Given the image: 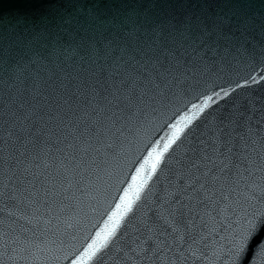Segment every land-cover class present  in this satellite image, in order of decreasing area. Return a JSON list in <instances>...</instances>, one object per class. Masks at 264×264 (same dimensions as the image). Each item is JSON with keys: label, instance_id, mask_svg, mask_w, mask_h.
Returning <instances> with one entry per match:
<instances>
[{"label": "snow or ice", "instance_id": "obj_1", "mask_svg": "<svg viewBox=\"0 0 264 264\" xmlns=\"http://www.w3.org/2000/svg\"><path fill=\"white\" fill-rule=\"evenodd\" d=\"M17 29L0 33V264H31L37 252L70 264H264V92L208 94L234 66L264 65V0H52ZM70 48L115 56L123 75L116 84L93 73L86 94L61 83L48 115L41 81H54L50 66ZM194 93L203 103L186 101ZM90 113L109 128L135 124L134 151L122 150L139 166L86 247L65 231L68 246L50 248L37 234L53 217L73 227L56 215L57 177L69 174L62 155L92 147Z\"/></svg>", "mask_w": 264, "mask_h": 264}, {"label": "water", "instance_id": "obj_2", "mask_svg": "<svg viewBox=\"0 0 264 264\" xmlns=\"http://www.w3.org/2000/svg\"><path fill=\"white\" fill-rule=\"evenodd\" d=\"M252 2L258 6L260 0H252ZM51 4L52 0H0V33L8 35L14 30L18 31L17 21L21 16L28 17L30 22L38 21L41 15L50 10ZM115 60V56L105 60L102 51L96 52L85 48H70L61 55L59 60L50 66V71L56 73L54 81H41L40 91L42 95L47 97L48 106L53 110L48 115L59 111L57 96L62 94L58 91L61 83L67 84L69 94L77 89L86 94L93 73L96 74L101 83L105 80H111L113 83L119 84L123 73L115 70ZM127 70L131 71V69ZM59 77L64 78V80H60ZM71 77H75V79H71ZM250 77H254L257 83H252ZM262 77H264V65H236L229 75L209 86L208 94H211L212 87H215L217 91L220 87L226 90L235 89L233 95L252 90L264 92V79H261ZM141 79L147 80V77L141 76ZM245 81H248L247 85H245ZM237 82L241 85L240 88H236ZM149 91H151L150 88ZM186 101L200 104L203 103V97L194 93L189 95ZM38 102L44 103V100L38 99ZM191 103H188V109H191ZM216 103H222V101L217 100ZM211 106L215 107V104H211ZM181 107L183 108V105ZM80 108L87 109L83 98H81ZM149 111L145 110V115ZM63 115L66 120L69 118L76 119L79 117L80 111L74 109L70 113H63ZM107 118V115L90 113V119L96 120L99 130L93 133L95 139L90 150L84 154L75 150L66 156H61L69 174H61L57 177L58 183L65 188V191L58 198L59 210L56 215L62 219L69 218V223L73 227H67L53 217L47 233L44 236L37 234V243L49 240L48 247H58L59 239H64L66 241L65 247H67V237L64 235L57 237L59 232L66 231L74 234L75 239L71 243L82 250V246L86 247L87 243L91 242L85 237H94L97 231L104 228L105 221L108 219L109 208H114L122 194V191H118V189L127 188L128 184L131 183L135 168L139 165L127 164L132 159V153L126 152L127 148L125 151L122 150V146H129L134 151L132 142L135 138V124L121 118L115 121L113 127L109 128L106 126ZM168 131V129H164V131L159 132L156 138L164 137ZM69 140L71 141V138ZM105 143L111 144V147H105ZM162 143L163 140H161ZM137 147L142 148L143 145L138 143ZM180 151V148H177L173 155H179ZM136 155H146V152H139ZM117 174L122 183L117 181ZM161 176L163 177V173ZM149 183L153 182L149 181ZM78 222L86 224L87 230L83 231L77 227ZM224 223L227 227L228 222L225 221ZM226 231L225 228L224 232ZM45 255L46 253L37 252L31 264H70L69 261L63 260H46ZM104 264H110V261L105 258Z\"/></svg>", "mask_w": 264, "mask_h": 264}]
</instances>
